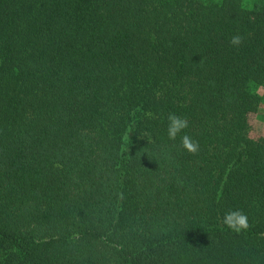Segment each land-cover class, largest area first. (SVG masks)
<instances>
[{"label": "trees", "instance_id": "obj_1", "mask_svg": "<svg viewBox=\"0 0 264 264\" xmlns=\"http://www.w3.org/2000/svg\"><path fill=\"white\" fill-rule=\"evenodd\" d=\"M262 86L264 0H0V264H264Z\"/></svg>", "mask_w": 264, "mask_h": 264}, {"label": "clouds", "instance_id": "obj_2", "mask_svg": "<svg viewBox=\"0 0 264 264\" xmlns=\"http://www.w3.org/2000/svg\"><path fill=\"white\" fill-rule=\"evenodd\" d=\"M241 40V36H233L231 39V44L233 46H239L241 44ZM188 127L189 122L185 117L179 116L175 113L168 114L166 129L167 139L170 141H175L177 137L180 136L182 146L190 152H196L199 147L198 143L194 142L192 138L186 134L182 136L180 135L181 133H184L185 129ZM224 222L228 228L236 232H240L249 227L247 217L241 213L234 212L228 214Z\"/></svg>", "mask_w": 264, "mask_h": 264}, {"label": "rangeland", "instance_id": "obj_3", "mask_svg": "<svg viewBox=\"0 0 264 264\" xmlns=\"http://www.w3.org/2000/svg\"><path fill=\"white\" fill-rule=\"evenodd\" d=\"M258 93L262 98L258 112L253 116L257 128L264 127V86L258 88Z\"/></svg>", "mask_w": 264, "mask_h": 264}]
</instances>
